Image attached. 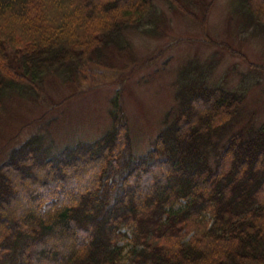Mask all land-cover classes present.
<instances>
[{"label": "trees", "instance_id": "1", "mask_svg": "<svg viewBox=\"0 0 264 264\" xmlns=\"http://www.w3.org/2000/svg\"><path fill=\"white\" fill-rule=\"evenodd\" d=\"M243 4L264 28V0ZM155 10V0H0V109L16 87L78 74ZM245 98L207 70L134 157L118 107L95 141L53 154L44 136L29 139L0 165V264H264V124L234 130Z\"/></svg>", "mask_w": 264, "mask_h": 264}, {"label": "rangeland", "instance_id": "2", "mask_svg": "<svg viewBox=\"0 0 264 264\" xmlns=\"http://www.w3.org/2000/svg\"><path fill=\"white\" fill-rule=\"evenodd\" d=\"M183 1L197 17L155 0L151 23L125 30L78 74H51L12 90L0 109V165L35 136H44L53 154L95 141L112 128L117 107L133 157L143 155L178 112L184 85L207 70L214 83L245 94L234 130L264 124V28L250 23L243 0Z\"/></svg>", "mask_w": 264, "mask_h": 264}]
</instances>
